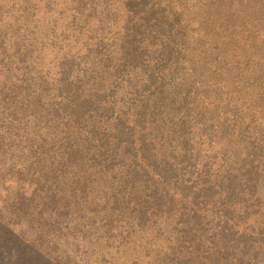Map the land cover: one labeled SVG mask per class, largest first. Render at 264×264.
<instances>
[{"label": "rangeland", "instance_id": "obj_1", "mask_svg": "<svg viewBox=\"0 0 264 264\" xmlns=\"http://www.w3.org/2000/svg\"><path fill=\"white\" fill-rule=\"evenodd\" d=\"M126 2L0 0V216L18 237L12 246L0 236V258H9L13 247V258H36L37 264L184 260L170 255L167 230L173 218L152 212L146 179L138 181L131 196L125 187L130 179L120 170L117 174L116 163H104L121 131L116 118L128 107L136 79L145 73L143 68L134 70L130 87L118 84L113 89L105 76L88 81L90 72H101L92 70L90 60L112 50L110 45L118 43L132 21ZM151 2L157 15L167 23H180L186 32L187 58L195 82L204 85L199 93L207 116L214 122L223 121L225 114L238 118L236 126H224L223 134L216 132L211 139L193 128L194 156L213 175L214 192L200 200L206 202L201 207L207 206L213 217L215 211L230 210L237 216L238 231L264 226V176L255 195L233 201L219 187V174L243 155L242 129L250 126L253 138L264 134V0ZM79 6L86 10L80 13ZM139 33L140 52L147 56L144 68L149 69L148 60L157 56L159 46L151 31L142 28ZM103 87H108L106 92ZM89 94L96 102L91 111L84 102ZM132 121L126 123L132 127ZM132 129L139 146V130ZM168 138L153 142L158 159L169 153ZM118 147L124 172L127 146ZM146 205L150 215L144 217ZM188 259L189 264L219 260Z\"/></svg>", "mask_w": 264, "mask_h": 264}, {"label": "trees", "instance_id": "obj_2", "mask_svg": "<svg viewBox=\"0 0 264 264\" xmlns=\"http://www.w3.org/2000/svg\"><path fill=\"white\" fill-rule=\"evenodd\" d=\"M126 6L132 21L124 26L118 43L110 45L112 50L100 51L90 60L92 70L98 68L101 72L98 75L90 72L88 81L96 82L97 77L101 81L105 76L109 81L107 85L113 84V89L118 84L130 87L134 70L139 68L137 71L143 72V68L145 72L143 77L136 79L138 84L132 88L134 92L128 107L116 118L121 131L113 142V154L108 156L110 160L107 158L104 163H116L114 169L117 174L120 170L124 177L130 179L125 187H130L131 196L135 195L138 181L146 179L152 212L173 218L170 230H167L172 249L170 255L172 258H184L174 264H189L188 258H219L211 264H264V226L238 231L237 216L233 212L218 210L213 217L207 206L201 207L206 202H200L214 192L210 180L213 175L211 167L201 165L194 156L191 145L193 128H198L211 139L216 132L223 134L224 126H236L238 118L225 114L223 121L214 122L207 116L202 106L205 104L204 96L199 93L204 85L195 82L187 58L189 40L180 23H167L157 15L151 0H127ZM78 10L83 13L86 8L79 6ZM142 28L152 32L159 46L157 56L153 61L148 60L149 69L144 68L147 59L145 63L143 59L147 56L144 51L140 52L141 42L137 40ZM89 55L93 56V52ZM89 70L84 73L87 75ZM91 95L84 100L90 105L88 111L96 106ZM131 117L133 121L130 124L139 130V146L134 144L133 129L126 123ZM166 135L169 137L166 140L169 153L158 159L153 142L158 137L164 139ZM240 137L244 146L241 160L234 166L228 165L224 175L219 174L222 178L219 187L226 189L224 197L228 201L245 194L255 195L264 176V134L253 138L250 126H247L242 129ZM123 143L127 146L125 154L129 156L124 172L120 169L124 158L120 161L122 154L118 147ZM104 147L105 143L99 146L100 149ZM104 168L108 165L105 164ZM146 210L144 217L150 215V206L146 205ZM0 236L7 237L8 244L17 245L18 237L4 227L1 216ZM205 244L213 245V250L205 249ZM11 251L9 258H0V264H37L36 258H13Z\"/></svg>", "mask_w": 264, "mask_h": 264}]
</instances>
